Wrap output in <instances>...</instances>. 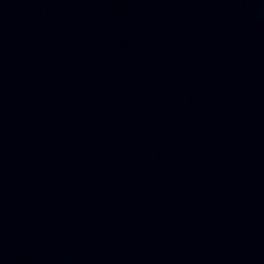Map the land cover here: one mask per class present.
<instances>
[{
	"label": "water",
	"instance_id": "1",
	"mask_svg": "<svg viewBox=\"0 0 264 264\" xmlns=\"http://www.w3.org/2000/svg\"><path fill=\"white\" fill-rule=\"evenodd\" d=\"M0 264H264V0H0Z\"/></svg>",
	"mask_w": 264,
	"mask_h": 264
}]
</instances>
